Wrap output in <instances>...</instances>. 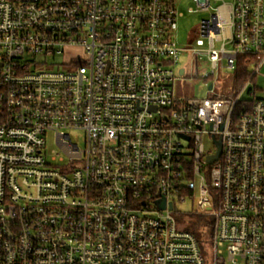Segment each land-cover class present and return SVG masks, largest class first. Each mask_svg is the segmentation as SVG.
Returning a JSON list of instances; mask_svg holds the SVG:
<instances>
[{
	"label": "built area",
	"instance_id": "built-area-1",
	"mask_svg": "<svg viewBox=\"0 0 264 264\" xmlns=\"http://www.w3.org/2000/svg\"><path fill=\"white\" fill-rule=\"evenodd\" d=\"M191 2L209 14L184 47L176 0H0V264H264V98H241L264 64V0ZM183 52L209 92L239 58L248 76L178 97ZM194 198L210 256L173 216Z\"/></svg>",
	"mask_w": 264,
	"mask_h": 264
},
{
	"label": "rangeland",
	"instance_id": "rangeland-1",
	"mask_svg": "<svg viewBox=\"0 0 264 264\" xmlns=\"http://www.w3.org/2000/svg\"><path fill=\"white\" fill-rule=\"evenodd\" d=\"M230 1L231 0H211V6H216L222 2L228 3ZM176 6L180 16H178L176 21L177 27L173 33V38L180 46H190L192 44L191 42L197 36V28L199 26L200 20L207 18L209 12H189L187 8L189 6H193L191 0H176ZM216 46H218V43ZM196 61L198 75H200L203 71H209L211 69L209 62L206 61L204 57L202 59L197 58ZM194 64L195 62L192 60L189 52H183L179 55L178 63L174 66V70L177 72L180 68H184L186 76L184 78H180L178 76V78L173 81L175 95L178 97L200 98L217 93L220 95H228L232 92L233 72L230 69L218 67L216 74L212 79V82L215 83V86L213 90L209 92L204 81H202L199 77L193 76L195 69ZM258 71L259 73L256 74L253 82L248 85L249 89H253V94L249 93L248 90H245L241 94L242 99L246 100L255 97L264 98V64ZM216 83H219L220 85L217 86ZM70 133L73 140H75L79 145L83 143L80 131L75 130ZM202 143L205 150L215 149L214 143L209 136H203ZM45 145L47 153L51 149H56L53 134H48L46 136ZM195 193H198L197 188L195 189ZM197 202V198L192 200L186 199L185 202L175 201V210L177 211L173 213V216L179 226L198 234L199 240L203 242V246L207 255L210 256L212 243V234H209L212 227L211 212L200 213L197 207ZM221 249L223 253L222 257L226 258L225 247H222ZM226 264L230 263L227 262Z\"/></svg>",
	"mask_w": 264,
	"mask_h": 264
},
{
	"label": "trees",
	"instance_id": "trees-1",
	"mask_svg": "<svg viewBox=\"0 0 264 264\" xmlns=\"http://www.w3.org/2000/svg\"><path fill=\"white\" fill-rule=\"evenodd\" d=\"M248 76V70H247V66L243 64V60L242 59H238L237 63H236V68L233 72V76H232V92L235 93L240 87L241 85L245 82L246 78ZM239 105L240 103L237 104L236 109H239ZM196 237L199 240V236L197 233L193 232ZM209 234H212V227L211 230L209 232ZM200 243H203L199 240Z\"/></svg>",
	"mask_w": 264,
	"mask_h": 264
},
{
	"label": "water",
	"instance_id": "water-1",
	"mask_svg": "<svg viewBox=\"0 0 264 264\" xmlns=\"http://www.w3.org/2000/svg\"><path fill=\"white\" fill-rule=\"evenodd\" d=\"M219 152H220V143H219V141H217L216 142V153L211 155V156H208V158H207L208 162H212L213 160H215L218 157ZM160 207L161 208L163 207L162 203L160 204Z\"/></svg>",
	"mask_w": 264,
	"mask_h": 264
}]
</instances>
